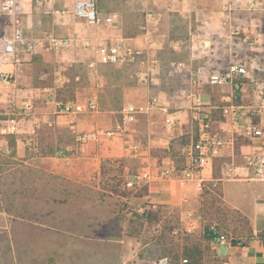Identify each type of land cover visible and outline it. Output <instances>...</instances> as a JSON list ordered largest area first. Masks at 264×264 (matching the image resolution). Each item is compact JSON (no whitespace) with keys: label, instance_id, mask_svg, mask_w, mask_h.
I'll return each instance as SVG.
<instances>
[{"label":"crops","instance_id":"0c3cea01","mask_svg":"<svg viewBox=\"0 0 264 264\" xmlns=\"http://www.w3.org/2000/svg\"><path fill=\"white\" fill-rule=\"evenodd\" d=\"M145 2L156 15L154 20L145 16V41L142 37L138 44L124 36L117 20L106 35L123 37L156 58L149 80L139 78L133 65L98 64L92 50L54 48L46 41L22 53L17 71L12 63L0 62V71L14 75L12 83H0V264H143L131 261L136 254L118 228L120 206L126 212L168 208L181 219L187 213L205 218V212L219 207L235 212L246 220L248 231L223 245V256L216 247V255L222 264H264V180L255 179L243 160L264 149V137L243 135V120L223 116L222 109L232 103L229 86L190 84L196 69L206 74L235 63L246 66L248 79L264 82V46L244 50L236 37L229 38L219 0ZM25 8L29 11V0ZM46 11L23 18L27 37L41 39L54 28ZM235 15L233 23L239 18ZM194 18L201 22L194 24ZM9 24L0 18V36ZM54 30L59 38L94 35L76 20ZM260 36L255 43H262ZM134 68L137 78L130 71ZM106 71L118 75L105 76ZM248 79H242L243 105L254 103ZM47 91L54 92L53 99L45 98ZM151 96L160 99V107L139 116L122 139L77 140L81 133L112 129L125 103L142 104ZM90 101L96 111L66 114L58 105ZM196 110L206 113L227 143L204 169L202 182L159 179L167 162L181 167L183 147L199 137ZM257 119L264 132V113ZM134 143L139 144L135 152L130 149ZM104 158L131 164L124 165L127 182L141 172L149 178L126 185V194H114L100 183Z\"/></svg>","mask_w":264,"mask_h":264},{"label":"built area","instance_id":"2783aa9c","mask_svg":"<svg viewBox=\"0 0 264 264\" xmlns=\"http://www.w3.org/2000/svg\"><path fill=\"white\" fill-rule=\"evenodd\" d=\"M128 1V0H122ZM154 1V0H145ZM177 1V0H172ZM221 11L225 14L222 22L224 29L229 32V38L236 37L241 41L252 45L260 35L255 25H236L232 22V14L235 12H250L264 14V0H219ZM102 0H29V11L25 8V0H0V18L9 19L10 28L0 36V62L12 63L17 71L20 65L22 53H31L34 45L39 41H46L54 48H68L72 45H79L81 48L93 51L96 63L102 65H133L138 69L139 78L149 80L157 67L155 57L148 56L144 48L135 46L129 40L120 36H107V30L116 24V15L103 13L100 10ZM52 5V7H48ZM60 5V6H59ZM45 10L55 21L54 28L45 32L41 39L27 37L29 27L23 24V18L32 12L41 13ZM149 20H154L156 15L153 11L145 14ZM70 20L82 22V24L93 30L94 35L80 37L76 34H69L65 37H57L55 27L66 26ZM147 38V37H146ZM146 38H143L144 41ZM90 67H93L90 64ZM247 68L243 63L232 64L225 71L210 70L204 74L201 69H196L190 74V84L199 86L206 83L213 87L229 86L232 91V103L222 109L225 117H233L243 120V135L249 138H262L264 132L257 127V118L264 113V82L255 78L247 77ZM247 78L254 95V103L243 105L239 103L243 93L242 79ZM14 81V75L0 71V83L10 84ZM54 92L47 91L46 99H53ZM60 111L66 114L92 112L97 110L95 102L85 104H58ZM161 101L157 96H151L144 103H125L119 111V119L110 130H98L81 133L77 136L80 142H96L101 138L122 139L125 132L139 116L147 115L152 110L160 107ZM28 107V105L26 106ZM193 120L199 123L200 133L197 140L186 144L182 149V165L177 167L174 162L169 161L161 168L159 179L179 180L181 182H202V174L208 164L216 158L222 147L227 143L225 137L213 129L211 119L202 110H196ZM170 127L175 122L167 120ZM132 151L139 149V144L130 146ZM245 165L250 169L253 177L264 180V149L243 157ZM149 174L141 172L132 176V181L127 182L131 187L141 181L148 179ZM189 227L201 228L205 239L211 241L216 247L235 243L234 238L227 237L216 223L208 222L202 214L187 213L184 217ZM154 264H170L167 257L158 259ZM180 264H187L184 259Z\"/></svg>","mask_w":264,"mask_h":264},{"label":"rangeland","instance_id":"374dc122","mask_svg":"<svg viewBox=\"0 0 264 264\" xmlns=\"http://www.w3.org/2000/svg\"><path fill=\"white\" fill-rule=\"evenodd\" d=\"M148 5L145 0H102L100 10L103 13L115 14L117 22L120 23L119 27L122 29L123 35L136 39L135 42L139 44L141 42L140 40H142L141 38H144L141 32L146 21L145 14L149 8ZM235 13V16H239V18L236 17L234 24L240 26L256 25L262 34V37L260 36L262 43L258 41L259 44L254 43L253 46L238 39L237 42L242 45V48L245 50L251 47H258L259 45L264 46V14L239 11ZM241 13H248L250 16H242ZM192 21L195 22L194 24L201 22L199 18H194ZM257 40H259V37H257ZM130 71L133 73V77L137 78L134 73L136 69L134 68L133 72L131 69ZM103 75L114 77L118 73L106 71ZM71 96H74V93L73 95L71 93ZM66 97L68 98V95ZM71 99L73 100L74 97ZM125 164L131 167V164L127 163L126 160L117 158L102 159L100 164L101 186L108 191H112L114 194H126L127 179L124 171ZM213 201L214 203H218L219 199L215 197ZM149 210L152 213L146 219V215L140 217L136 213L144 214L147 211L137 212L131 210L126 212V207L120 206L119 208L118 218L122 227L118 223V228L129 238L130 244H128V247L131 248L133 254H136L131 261L142 260L143 264H154L158 259L167 257L170 260V264L174 263L173 261L176 264H180L184 259L190 264H222V261L216 255L215 246L205 239L201 228L189 227L175 210L168 208ZM226 210L225 208L219 207L218 212L225 215L226 225L224 227H227L226 229L229 234L232 235L231 233L234 230L230 222L231 214L230 212H226ZM212 217L209 216V212H205V218L213 219L218 224L220 216L217 218ZM194 247L200 250V257L185 256V253ZM224 249V246L218 247L217 254L223 256Z\"/></svg>","mask_w":264,"mask_h":264},{"label":"trees","instance_id":"16d2710c","mask_svg":"<svg viewBox=\"0 0 264 264\" xmlns=\"http://www.w3.org/2000/svg\"><path fill=\"white\" fill-rule=\"evenodd\" d=\"M178 168H179V166H177ZM219 211V209L218 210H215V212L214 213H210L209 212V215H210V217H212V218H217L218 216H220L219 217V220H218V224H217V226H218V228L227 236V237H233V238H239V237H241L242 236V234H244L245 232H247L248 231V227H247V222H246V220L243 218V217H241L240 215H238L237 213H235V212H231V211H229V210H226V212H230V218H231V223H232V226H233V233H231L232 235H230L229 234V232H228V230L226 229L227 227H224V225H226V219H225V215H222L220 212H218ZM151 210H149V211H147L146 213H144V214H138V213H136L137 215H140V217H143L144 215H146V219H148V217H149V215H151ZM218 215V216H217ZM234 216V217H233ZM234 235V236H233ZM208 240V239H207ZM210 243H211V241L210 240H208ZM200 250H198L196 247H194L192 250H190L189 252H186L185 253V256H187V257H190V256H192V257H200V253L201 252H199ZM173 261V260H172ZM174 263H172V264H176V262L175 261H173ZM187 264H190V263H187Z\"/></svg>","mask_w":264,"mask_h":264}]
</instances>
